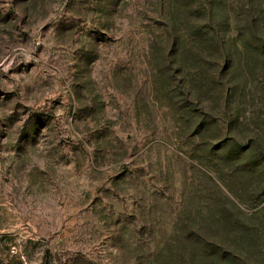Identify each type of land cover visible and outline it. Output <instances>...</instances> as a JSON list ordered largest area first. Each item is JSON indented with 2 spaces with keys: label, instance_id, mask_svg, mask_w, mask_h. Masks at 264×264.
<instances>
[{
  "label": "rangeland",
  "instance_id": "obj_1",
  "mask_svg": "<svg viewBox=\"0 0 264 264\" xmlns=\"http://www.w3.org/2000/svg\"><path fill=\"white\" fill-rule=\"evenodd\" d=\"M0 264H264V0H0Z\"/></svg>",
  "mask_w": 264,
  "mask_h": 264
}]
</instances>
